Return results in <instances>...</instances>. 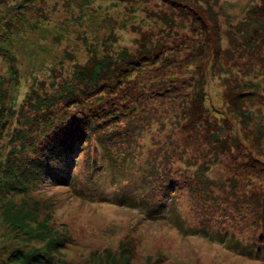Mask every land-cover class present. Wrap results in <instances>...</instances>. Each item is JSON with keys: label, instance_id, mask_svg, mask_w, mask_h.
I'll return each mask as SVG.
<instances>
[{"label": "rangeland", "instance_id": "1", "mask_svg": "<svg viewBox=\"0 0 264 264\" xmlns=\"http://www.w3.org/2000/svg\"><path fill=\"white\" fill-rule=\"evenodd\" d=\"M15 1L0 0V93L3 92L0 97V177L7 178L14 168L19 172L21 162L17 159L23 156L19 148L31 135L37 142L34 148L37 153L33 154L34 150L27 145V151L33 154L30 157H34L23 165L25 177L18 185L20 189L8 195L0 194V264H26V252L33 246L43 248L45 244L52 246L48 252L53 262L43 259L28 264H123L99 255H106L108 249L117 252L125 242L132 246L134 253L130 264H264L263 257L239 255L240 252L225 241L223 243L231 248L228 253L222 250L225 245L215 248L214 240L209 238L218 240L219 235H227L226 241L235 237L243 242L245 238L250 243L251 234L246 228H233L228 223L221 228L216 226V220H206L195 197L185 189L177 193L176 206L174 194L167 193V212L175 207V222L187 232L199 234L198 238L183 236L166 222L145 220L132 231L129 206H90L85 202V194L72 196L68 188L48 176L37 187H32L31 181L27 183L33 164H40L50 149L49 144H41L40 140L54 139L57 132L71 124L72 115L75 118L88 115V106L100 108L96 95L111 98L122 89L116 79L110 77L94 84L102 86L92 93L98 86L88 83L87 77L79 86L76 70L82 69L94 55L116 56L121 48L134 49L138 40L150 35L159 47L147 54L141 64L135 63L131 69L132 80L143 90L158 83L176 84L177 94L155 108L151 127L142 134L141 146L131 151H134L133 167L116 161L115 188L106 191L119 201L125 196L137 195L134 178L140 174V169L152 165L165 169V164L170 168L185 167L186 159L195 163L192 155L196 153H201L202 161L212 156L208 141L214 137L222 148L219 159L208 167V177L222 179L227 184L236 182L246 191L264 193V170L259 176L262 184L253 187L247 186L233 172L243 171L239 166H247L248 170L256 168L251 157L244 158L252 148L255 132L251 124L246 127L242 123L239 106L234 101V97L246 89L242 82L251 74L245 77L240 64L233 65V59L234 52L241 46V18L246 17L247 8L262 0H220L227 5L230 14L238 16L228 28V37L221 34V40L204 15L198 16L194 23L193 17L185 19L186 8L170 0H27L15 11L7 10L6 5ZM198 80L200 87L196 85ZM70 83L77 86L78 91L71 94L64 91L63 87ZM44 98L51 99L47 106ZM172 99L182 102L180 129L172 128L179 116V108L171 104ZM243 104L264 114V93L248 96ZM185 113L187 118L193 116V122H187ZM245 132H248L247 137ZM256 136L264 147L258 129ZM159 145H162L161 150ZM167 148L172 156L166 152ZM21 150L24 152L23 146ZM258 155L264 163V148ZM84 162L75 154L68 172L62 175L64 180L75 183L78 193L84 190L80 184ZM54 174L61 176L59 172ZM211 183L209 193H226ZM198 184L203 188L201 180ZM252 218H259V214L255 213ZM204 223L209 225L207 235ZM33 229L44 238L32 237V246L28 248L25 233ZM29 256L31 258L30 252Z\"/></svg>", "mask_w": 264, "mask_h": 264}, {"label": "trees", "instance_id": "2", "mask_svg": "<svg viewBox=\"0 0 264 264\" xmlns=\"http://www.w3.org/2000/svg\"><path fill=\"white\" fill-rule=\"evenodd\" d=\"M26 1L16 0L14 3H8L6 9L15 11L18 6ZM170 1L179 3L182 8H186L188 12L185 19L189 16L193 17L195 19L194 23L198 20V16L204 15L212 24L220 40L221 34L228 37V28L238 17L230 14L227 5L221 3L220 0ZM221 17L223 20L220 19ZM164 25L168 26L170 24ZM223 26H226L227 29H223ZM192 30L196 31V27H193ZM239 31L241 46L234 52L236 57L233 59V65L240 64L241 73L245 77L251 74V77L247 81L242 82L246 89L238 93L234 97V101L239 106L242 123L246 127H248V123L251 124L255 132L252 135V148L244 158L251 157L256 164V168L248 170L247 166H239L243 171L233 172L240 176L247 186L253 187L254 185L262 184L259 176L263 173L264 163L261 162V157L258 154L264 147L259 144L256 130L258 129L261 135L260 140L264 142V114L254 111L252 107L244 106L243 102L248 96H257L261 92L264 93V0L247 8L246 17L241 18ZM156 47H159L158 42L154 43L150 35H144L142 40L137 41V46L134 49L123 47L115 53L116 56L94 55L82 69L76 70L75 77L79 80V86H81L80 81L82 82L86 77L88 83L92 85L111 77L116 79L117 85L122 89L115 97L111 98H102L100 94L96 95V101L101 104L100 108L88 106L86 108L89 111L88 115H83L79 118H75L72 115L69 120L71 124L63 131L57 132L54 135V139H47L48 137H46L45 141L40 140L41 144H49L50 149L40 164H33L30 171L32 176L27 180V183L31 181L32 187H37L38 184H43L45 176H48L58 182L56 184L68 188L72 196L73 194H85L87 199L85 202L90 206L95 207L101 204H107L111 207L129 206L132 208V216L131 220H129L130 230L132 231L137 228L139 223L145 222V220L166 222L179 234L189 238H198L200 237L199 234L189 233L175 222V219H173L174 215L177 214L175 213V207L170 212H167V193L172 192L174 194V205L176 206L179 197L177 193L185 189V191L195 197L199 211L202 215L203 212L206 214V220H216V226L221 228L227 223L233 228H246L247 233L251 234L250 243L245 238H243V242L242 240H236L235 237L226 241L227 235H219L218 240H215L214 237L209 238L214 240L212 245L215 248L224 247L225 244L223 242L225 241L235 251L240 252L239 255L264 258V193L246 191L244 187L238 186L236 182L227 184L222 179L217 181L208 177V167L212 161L219 159L222 148V145L218 144L214 137L207 139V141L210 139L208 142L211 145L210 152L212 156L209 155L208 158L202 161L199 158L201 153H196L192 155L195 163L191 159H186L184 161L185 167L174 166V168H170L165 164V169L156 165L140 169V174L134 178V189L137 188V195L134 193L123 197L119 201L117 198L112 197L110 192L106 191L108 188H115L116 161L122 162L124 166L129 167L131 165V168L133 167L134 151H131L141 146L142 134L151 127L153 115L156 113L155 108L159 105L163 106L164 101L177 94L176 84L158 83L153 88L143 90V87L139 88L132 80L131 69L135 63L141 64L147 58V54L150 55L151 52H154ZM243 55H246V57L242 59ZM69 85L64 86L63 90H67L70 94L74 90L78 91L77 86L72 83ZM196 85L200 87L201 81L198 80ZM72 86H75V88ZM94 86L98 87L93 89L92 93L102 85ZM135 88L140 90L135 91ZM200 93L201 91H199ZM64 95L68 96L69 94L65 93ZM2 96L3 92L0 93V97ZM43 102L47 106L51 99L44 98ZM171 102L173 106L177 104L179 108L177 113L179 116L176 117L178 123L172 128L180 129L183 115L180 110L182 102L174 99ZM181 108L185 112L184 107L182 106ZM186 120L187 122H193V116L190 115L187 118L186 114ZM196 126L197 124L194 125V128ZM171 131L174 132L172 129ZM245 134L247 137L248 132H245ZM34 138L31 135V139L21 142L19 151L20 153L22 152L23 156L17 159V161L21 162L19 172L15 171L14 168L11 170L13 174L7 175V178L2 179L0 177V194L8 195L9 192L20 189L18 185L22 184V179L25 177L23 165L29 163V160L34 157L30 156L37 153L34 149L37 147V142H35ZM27 145L34 150L33 154L27 151ZM162 145L165 146L166 143ZM162 145L158 146L159 150L162 149ZM22 146L24 147V152L21 150ZM168 150L169 148L166 149V152L172 156ZM75 154H77L79 161H85L82 168L83 179H79L80 184L84 187L83 193L77 192L79 188L76 187L75 183L72 184L62 178V175L68 172V166L72 165ZM54 172H59L61 176L55 175ZM200 180L203 188L199 187L198 182ZM211 181L226 193H209L208 190L212 185ZM63 182H67L68 185H64ZM171 186L174 187L171 188ZM262 188H264V185ZM255 213L259 214V218H252ZM42 229L43 231L45 230L44 226ZM203 229L206 230L204 232L207 235L209 225L204 223ZM25 234L28 235V241L25 243L28 248L32 246V237L44 238L42 233L39 231L35 232L34 229ZM44 246L43 248L45 249L33 246L29 250L31 258H35L34 261L30 258L29 252H26V264L38 263V261L41 262L43 259L47 263H52L53 257L48 252L52 246L51 244H45ZM222 250L224 253H228L231 248L225 245ZM133 255L132 246L125 242L121 244L119 251L114 252L108 249L106 255H99V257L106 258L108 261L119 260L123 264H130Z\"/></svg>", "mask_w": 264, "mask_h": 264}]
</instances>
